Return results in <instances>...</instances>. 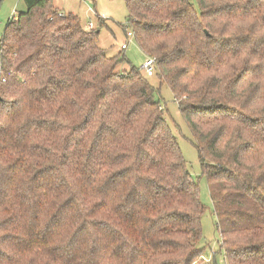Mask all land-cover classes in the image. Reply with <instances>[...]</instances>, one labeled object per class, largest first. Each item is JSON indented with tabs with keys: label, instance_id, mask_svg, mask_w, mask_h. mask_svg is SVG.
I'll use <instances>...</instances> for the list:
<instances>
[{
	"label": "trees",
	"instance_id": "trees-1",
	"mask_svg": "<svg viewBox=\"0 0 264 264\" xmlns=\"http://www.w3.org/2000/svg\"><path fill=\"white\" fill-rule=\"evenodd\" d=\"M124 2L220 254L264 264V0ZM24 3L1 47L0 264H198L208 208L157 86L53 0Z\"/></svg>",
	"mask_w": 264,
	"mask_h": 264
},
{
	"label": "rangeland",
	"instance_id": "rangeland-1",
	"mask_svg": "<svg viewBox=\"0 0 264 264\" xmlns=\"http://www.w3.org/2000/svg\"><path fill=\"white\" fill-rule=\"evenodd\" d=\"M53 3L60 15L78 16L82 24L93 21L95 25L98 23L103 26L97 25V30L100 34V45L107 50V55L113 56L121 52L126 58L118 67L119 71L129 70L130 67L142 71V66L148 58L135 41L131 43L128 50L119 51L118 49L122 41L125 40L124 28L131 30V24L128 21L129 11L124 0H53ZM26 11L27 7L24 0H0V62L2 54L5 53L1 51V47L4 41L7 43L4 36L8 26L16 16ZM97 15L104 17L98 16L97 18ZM147 79L157 86L158 97L162 100L160 109L178 138L180 148L188 164V171L199 182L201 200L208 208L203 219V240L200 243V247L204 249L202 256L210 258L211 261L216 258L217 264H226L227 258L220 254L222 239L217 232L213 202L206 177L199 163L197 151L192 144V135L180 115L178 104L174 101L170 90L166 86L160 87L156 78ZM199 263L211 264L204 260H199Z\"/></svg>",
	"mask_w": 264,
	"mask_h": 264
},
{
	"label": "built area",
	"instance_id": "built-area-1",
	"mask_svg": "<svg viewBox=\"0 0 264 264\" xmlns=\"http://www.w3.org/2000/svg\"><path fill=\"white\" fill-rule=\"evenodd\" d=\"M87 31H93L95 30V26L92 22H89L87 26L85 27ZM126 29V27H125ZM135 41V34L131 28V30L126 29L125 33V40L120 45V51L127 50L131 43ZM142 71L144 72V75L147 78H152L156 74V62L154 59L148 58L145 64L142 66ZM7 81V78L4 76L3 69H2V63L0 62V84L5 83ZM201 260H204L206 262H211L210 258H207L206 256H202Z\"/></svg>",
	"mask_w": 264,
	"mask_h": 264
},
{
	"label": "crops",
	"instance_id": "crops-1",
	"mask_svg": "<svg viewBox=\"0 0 264 264\" xmlns=\"http://www.w3.org/2000/svg\"><path fill=\"white\" fill-rule=\"evenodd\" d=\"M98 16H100V15H97V18H98ZM78 17V16H77ZM100 17H104V16H100ZM79 18V17H78ZM80 19V18H79ZM81 21V20H80ZM90 22H92L93 24H94V22L93 21H90ZM98 22V21H97ZM82 23V22H81ZM87 24L88 23H84V24H82L84 27H86L87 26ZM97 25H99L98 23H97ZM97 25H95L94 24V26H95V28H97ZM99 27H103V26H101V25H99ZM124 32V31H123ZM125 33V32H124ZM123 42V41H122ZM101 44V43H100ZM115 45V44H114ZM119 49V51H120V47L118 48ZM129 49V48H128ZM127 49V50H128ZM106 50V49H105ZM107 51V50H106ZM114 56V55H113ZM123 70H125V69H123Z\"/></svg>",
	"mask_w": 264,
	"mask_h": 264
}]
</instances>
